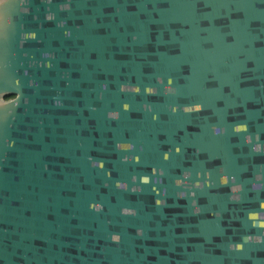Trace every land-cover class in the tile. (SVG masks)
Segmentation results:
<instances>
[{"label": "water", "instance_id": "obj_1", "mask_svg": "<svg viewBox=\"0 0 264 264\" xmlns=\"http://www.w3.org/2000/svg\"><path fill=\"white\" fill-rule=\"evenodd\" d=\"M0 264H264V0H5Z\"/></svg>", "mask_w": 264, "mask_h": 264}, {"label": "clouds", "instance_id": "obj_2", "mask_svg": "<svg viewBox=\"0 0 264 264\" xmlns=\"http://www.w3.org/2000/svg\"><path fill=\"white\" fill-rule=\"evenodd\" d=\"M5 0H0V5L4 4ZM157 203H160L159 201H157Z\"/></svg>", "mask_w": 264, "mask_h": 264}]
</instances>
